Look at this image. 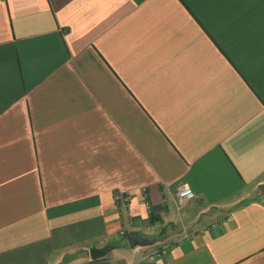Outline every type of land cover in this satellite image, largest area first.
<instances>
[{
    "label": "crops",
    "instance_id": "obj_1",
    "mask_svg": "<svg viewBox=\"0 0 264 264\" xmlns=\"http://www.w3.org/2000/svg\"><path fill=\"white\" fill-rule=\"evenodd\" d=\"M73 260L264 264V0H0V264Z\"/></svg>",
    "mask_w": 264,
    "mask_h": 264
},
{
    "label": "water",
    "instance_id": "obj_2",
    "mask_svg": "<svg viewBox=\"0 0 264 264\" xmlns=\"http://www.w3.org/2000/svg\"><path fill=\"white\" fill-rule=\"evenodd\" d=\"M125 240L130 248L147 247L155 243V240L153 238L147 237L138 231L128 232ZM116 247V245L108 243L100 248H90L88 250L89 258L92 261L102 259L106 257V255L109 254L112 250L116 249Z\"/></svg>",
    "mask_w": 264,
    "mask_h": 264
},
{
    "label": "built area",
    "instance_id": "obj_3",
    "mask_svg": "<svg viewBox=\"0 0 264 264\" xmlns=\"http://www.w3.org/2000/svg\"><path fill=\"white\" fill-rule=\"evenodd\" d=\"M144 198L146 199L145 195H144ZM193 199H194V193L189 186L180 185L177 187L176 195H175V202H176L177 207H181L185 203H187L188 201H191ZM115 201L117 203L121 202V203L127 205L128 198L125 195L117 194V195H115ZM145 206L147 209L150 208L149 203L147 201H145ZM185 230H186L185 228L182 230L183 233L186 232ZM120 236L121 237L125 236L124 231L120 232ZM165 254H166V249H159V250H155L152 253H150L149 255H147L146 258L150 261H156V260L163 258L165 256Z\"/></svg>",
    "mask_w": 264,
    "mask_h": 264
},
{
    "label": "rangeland",
    "instance_id": "obj_4",
    "mask_svg": "<svg viewBox=\"0 0 264 264\" xmlns=\"http://www.w3.org/2000/svg\"><path fill=\"white\" fill-rule=\"evenodd\" d=\"M119 244V243H118ZM84 255H86V252H85V254ZM67 261H65V262H62V264H65ZM77 263V261L76 260H73V262H72V264H76Z\"/></svg>",
    "mask_w": 264,
    "mask_h": 264
}]
</instances>
